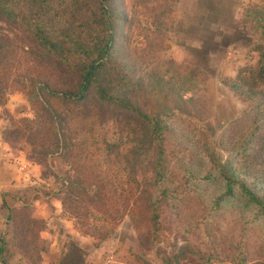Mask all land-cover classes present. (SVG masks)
<instances>
[{
	"label": "rangeland",
	"instance_id": "1",
	"mask_svg": "<svg viewBox=\"0 0 264 264\" xmlns=\"http://www.w3.org/2000/svg\"><path fill=\"white\" fill-rule=\"evenodd\" d=\"M111 4L97 24L87 18L88 63L110 47L105 63L121 86L131 84L128 99L152 128L119 117L127 135L101 138V157L110 159L114 139L131 141L135 133L136 142L146 143L154 131L162 174L155 175V150L133 170L134 156H121L113 204L101 205V174L78 169L81 161L93 163L89 144L77 130L57 126L74 113L63 99H79L84 64L67 44L47 52L24 22L18 29L0 18V235L19 247L0 261L73 264L63 257L74 252L76 264H169L180 249H194L204 260L187 255L172 264H207L208 255L217 264H264V214L239 189L227 195L219 171L229 165V175L264 202V0ZM112 93L115 87L108 97L120 106ZM145 168L159 241L135 205L134 171ZM66 182L86 197L72 202L73 191L63 193Z\"/></svg>",
	"mask_w": 264,
	"mask_h": 264
},
{
	"label": "trees",
	"instance_id": "2",
	"mask_svg": "<svg viewBox=\"0 0 264 264\" xmlns=\"http://www.w3.org/2000/svg\"><path fill=\"white\" fill-rule=\"evenodd\" d=\"M105 2H107L106 6L104 5ZM111 2L112 0H0V18L12 23L18 29H21L20 26L24 22L26 25L24 31L28 32L31 39H36L34 43L42 45L47 52L48 50L51 51V49L57 45L62 47L63 44H67L68 47L73 48L72 51H70V54L78 56L82 64H84L79 69L81 81V84L77 89V97H79V99H63L67 105H72L74 109L71 108V110H74V113L68 122H64L63 125H60L59 123L57 126L59 131L62 130L61 126L64 128V132H70L71 128L77 130L79 135L82 134L84 136L86 144H89V147L92 150L89 149L92 155V158H89V160L93 161V163L87 167L84 166L82 164L84 162L79 159L81 162L78 164V169L82 174H101L102 177L99 178L101 181H99L98 185L101 193L98 191L97 194L100 193V195L97 198L103 200L101 205H104L105 208L110 204H113L115 197L113 195L117 192V189L115 188L118 187V184L116 183L115 178L120 174L121 156L125 158L127 157V153L128 159L130 154L131 157L134 156V160L132 158L130 162L131 170H133L132 167L138 169L144 161L146 164V162H148V157L151 158L152 156V150H155L156 166H154L156 167V176H161V169L163 167V161L161 160L163 156L161 150L162 147L161 149L160 147L157 148L155 140L158 139V134L156 135L154 131H151L150 135L155 137H152V140H149L148 136L146 143L136 142L135 133L132 135L131 141L128 140V138H123L121 141L116 142V139H114L113 141L116 143L112 142L113 144L110 146L111 151H107L108 153L106 154L110 159L105 160L101 157L103 148L101 147L102 141L100 139L107 137V134L110 133L112 137H118L121 134L118 123L122 120L121 118L118 120L119 117H123L126 120L123 121L127 125L131 126V121L134 123L144 121L146 127L152 128L149 121H147L148 116L142 115L143 111H140L138 107L129 100L130 96L135 93L132 91L133 87H131V84L126 83L121 86L119 81L114 80L115 72L112 66L105 63L107 60L112 59V53L109 54L110 47L109 49H105L104 47L101 48L98 55L100 56V61L93 60L91 63H88L91 51H87L88 48L86 46L90 43L91 37L87 36L86 38V35L90 32L86 34L84 33V30L90 24V21L87 18H93V24H95V22L97 24L101 15H104L103 13H105L106 8L108 9L110 8L108 6H113ZM93 32L95 33L94 30ZM112 40V36L110 35V43ZM102 42V40L99 41L98 45L100 47H102L100 45ZM107 77H110L111 79H107ZM114 87L117 90V93L116 95H113L112 93L111 96L116 98L118 103H122L120 106L112 102L113 99L111 97H108L109 91ZM57 119L61 121L58 116ZM156 125L159 126V124ZM112 126H114V128L109 130ZM157 128L159 129V127ZM128 133L131 135V131ZM121 135L126 137L127 133ZM57 143L59 145V142ZM98 155H100L101 158H97ZM47 167L51 171L54 170L52 161L47 163ZM229 167V165L225 164L221 165L219 169L223 176L222 179L225 183L227 195H231L234 190L239 189L241 194L245 198L250 199L256 208L264 214V202L255 199V197L251 195V191L248 190L244 184L240 183L238 179L236 180L234 177H231L229 171H232V168ZM102 168L106 169L104 174L101 173ZM147 170L148 169L145 168V170H141L142 172L134 171L135 177L133 186H135L136 192L135 205L137 209L139 207V210L146 214L145 223L148 225L152 233H154V238L159 241L160 216L156 214L158 206L153 201L154 198L152 195L145 197L148 190L147 179H149ZM121 171L124 172L126 170L121 169ZM216 171L218 172V169ZM77 185L82 188L84 184L80 181ZM71 188L72 184L66 182L63 193L65 192L64 194L67 195L70 191L72 192L73 190H71ZM73 192L72 202H74L75 199H79V197L82 199V195H85L86 197V193H82L81 189ZM91 203H93V201H91ZM73 211H78L76 205L75 208H73ZM71 248L72 251H77L75 245H72ZM11 249L12 251L13 249H16V252H18L19 247L9 243L6 237L2 236L0 243V256L3 253L5 256V254L9 253ZM70 253L65 255L63 260L70 257L68 262L76 264L78 261L73 260V256L77 254L74 252H72V254ZM187 255L199 258L200 260H204L205 258V255L201 251L194 249H180L179 252L175 253L174 256L169 259L168 263L172 264L173 261L183 259ZM17 261L19 264H25L21 259H17ZM205 263L217 264L218 259L212 255H208V260L205 261ZM0 264L9 263L4 258V261H0Z\"/></svg>",
	"mask_w": 264,
	"mask_h": 264
},
{
	"label": "crops",
	"instance_id": "3",
	"mask_svg": "<svg viewBox=\"0 0 264 264\" xmlns=\"http://www.w3.org/2000/svg\"><path fill=\"white\" fill-rule=\"evenodd\" d=\"M1 238H2V235H0V243H1ZM56 245H57V243H55V245H53V246L56 247Z\"/></svg>",
	"mask_w": 264,
	"mask_h": 264
}]
</instances>
